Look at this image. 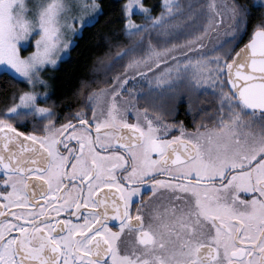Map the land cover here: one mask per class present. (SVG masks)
I'll return each mask as SVG.
<instances>
[{
	"label": "snow or ice",
	"instance_id": "snow-or-ice-1",
	"mask_svg": "<svg viewBox=\"0 0 264 264\" xmlns=\"http://www.w3.org/2000/svg\"><path fill=\"white\" fill-rule=\"evenodd\" d=\"M159 7L121 0L129 43L61 117L41 73L103 8L0 0V75L28 85L0 108V264H264V0Z\"/></svg>",
	"mask_w": 264,
	"mask_h": 264
},
{
	"label": "trees",
	"instance_id": "trees-1",
	"mask_svg": "<svg viewBox=\"0 0 264 264\" xmlns=\"http://www.w3.org/2000/svg\"><path fill=\"white\" fill-rule=\"evenodd\" d=\"M103 8V14L94 27L83 30L82 35L77 36L68 58L61 61L58 67L48 70L49 85L53 87L57 101H76L75 95L82 81H91L92 69L97 63V58L102 57L107 50L106 37L113 42L119 41L128 44L129 39L121 31L123 20L120 18L121 0H98ZM160 0H145V3L154 6V12L160 11ZM250 3L251 0H241ZM92 85V84H90ZM99 86V85H98ZM97 86V87H98ZM28 85L20 82H10L7 75H0V108L12 91L27 88Z\"/></svg>",
	"mask_w": 264,
	"mask_h": 264
},
{
	"label": "flooded vegetation",
	"instance_id": "flooded-vegetation-1",
	"mask_svg": "<svg viewBox=\"0 0 264 264\" xmlns=\"http://www.w3.org/2000/svg\"><path fill=\"white\" fill-rule=\"evenodd\" d=\"M243 43V41H241ZM95 88V87H94ZM45 90V89H44ZM90 90V88H85L84 92L85 94ZM47 91L49 92V100L50 104L46 106L54 107L57 113L60 114L61 117L67 112L73 111L75 109H78L80 107H84V97H78V99L74 101L69 102H59L57 101V98L55 96V92L52 86L49 85ZM212 103V99L210 94L209 95H199L194 99V105L204 106L207 107ZM143 106V105H141ZM188 103L183 99L180 98V100L176 103L175 107L177 108L176 114L174 117H169V120H176V121H183L186 127L192 128V116L188 113ZM22 128V130H30V125H18Z\"/></svg>",
	"mask_w": 264,
	"mask_h": 264
},
{
	"label": "rangeland",
	"instance_id": "rangeland-1",
	"mask_svg": "<svg viewBox=\"0 0 264 264\" xmlns=\"http://www.w3.org/2000/svg\"><path fill=\"white\" fill-rule=\"evenodd\" d=\"M28 2H29V3H32L33 0H28ZM97 2H98V0H97ZM98 3H99V2H98ZM133 18L136 19L138 22L142 19V17H140V16H135V17H133ZM39 31H40L39 29H36V30L34 31L33 35H32L29 39H30L31 41H34L35 38H36V36L39 35ZM77 36H79V35L72 36L71 34H69V39L74 40V43L71 45V48H72V46L75 44L76 39H77ZM71 48H70V51H71ZM31 50H34V49H33V48H28V51H31ZM68 57H69V56H66L65 58L59 60L55 66H46V67L44 68V70L42 71L41 75H42L43 79L46 80V81L48 82V85H49V83H50V82H49V78H47V76H46L47 74H50V72H48V70H53V69H55L56 67L59 66V64L61 63L62 60L66 59V58H68ZM92 79H93V78H92ZM91 84H92V85H90V87H86V88H94V87H97V86H98V85L95 84V83H91ZM38 90H39V91H45L44 88H43V86H39V87H38Z\"/></svg>",
	"mask_w": 264,
	"mask_h": 264
}]
</instances>
